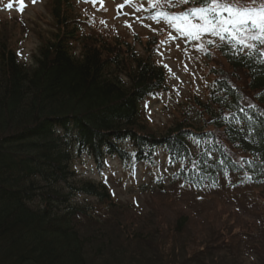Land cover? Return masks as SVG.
Returning <instances> with one entry per match:
<instances>
[{"label":"trees","instance_id":"trees-1","mask_svg":"<svg viewBox=\"0 0 264 264\" xmlns=\"http://www.w3.org/2000/svg\"><path fill=\"white\" fill-rule=\"evenodd\" d=\"M53 8L59 20L60 8ZM61 18L64 22L55 23L30 70L0 39V264H88L104 257L101 250L86 254L90 237L80 232L77 221L91 216L72 196L112 201L103 185L76 181L71 165L79 152L122 154L110 139L118 133L131 140V157L146 164L154 162L152 142H162L169 163H181L175 177L198 193L216 190L231 175L241 177L236 185H254L264 199V190L256 188L264 185V58L259 49L221 53L232 76L239 70L245 74L253 104L224 74L218 75L209 99L196 106L211 130L183 118L164 136H155L138 125L137 105L161 86L160 69L132 53L128 58L113 50L104 55L107 42L83 44L80 58L68 55L75 26ZM224 144L241 152L238 160ZM185 225L179 216L167 243L152 239L157 259L130 257L123 264H201L193 246H174ZM213 243L207 242L208 248ZM117 262L110 255L103 264ZM215 262L233 264L225 256Z\"/></svg>","mask_w":264,"mask_h":264},{"label":"rangeland","instance_id":"rangeland-1","mask_svg":"<svg viewBox=\"0 0 264 264\" xmlns=\"http://www.w3.org/2000/svg\"><path fill=\"white\" fill-rule=\"evenodd\" d=\"M67 1V14L80 22L81 34L104 39L115 49H122L119 44L128 40L126 48L139 55L149 52L151 59L163 68L164 89L143 104V123L152 132L165 133L181 115L203 124L193 106L207 101L214 75L224 74L244 94L247 104L254 103L245 89V74L239 70L232 76V69L220 56L219 45L225 42L210 34H205L201 41H191L166 21L151 19L158 10L181 13L203 6L197 0L183 5L171 0L175 5L172 7L170 0ZM219 2L239 7L264 4V0ZM153 3L160 7L154 10ZM9 4L11 8L7 7ZM52 10V0H0V39L8 41L29 70L34 67L39 46L55 31ZM208 40L214 43L209 45ZM200 43L206 50L198 46ZM74 47L79 50V45ZM224 146L239 159V150ZM157 158L151 165L106 160L100 170L92 167L87 158L75 162L77 174L105 183L112 200L97 201L85 194L72 196L75 203L86 207L91 216L87 218L92 219L77 221L80 232L90 237L86 254L95 255L96 250H101L100 256H104L95 257L88 264H103L110 255L117 258V264L130 257L155 259L152 239L167 243L179 216L185 217L186 225L183 234L175 238L174 246L179 250L184 243L193 246L191 250L201 264H214L223 256L233 264H264V199L256 195L254 185H236L241 177L228 175L216 190L195 195V190L173 177L181 164L168 163L162 153ZM256 188L264 190V185ZM207 242H214L213 247L208 248ZM191 250H187L188 256Z\"/></svg>","mask_w":264,"mask_h":264},{"label":"snow or ice","instance_id":"snow-or-ice-1","mask_svg":"<svg viewBox=\"0 0 264 264\" xmlns=\"http://www.w3.org/2000/svg\"><path fill=\"white\" fill-rule=\"evenodd\" d=\"M201 2L203 6L192 7L181 13L155 11L151 19L159 18L166 21L181 36L191 41H201L205 34H210L233 47L239 46L241 50L247 49L249 54L260 46H264V4L259 7H239L236 4L219 2V0H211V2L201 0ZM186 3H192V0H176V4L179 5ZM172 6L175 5L170 0L169 7ZM7 7L11 8L12 5L9 4ZM152 7L155 10L160 6L153 3ZM213 43V40L207 41L209 45ZM198 46L206 50L203 43ZM164 67L168 66L164 65Z\"/></svg>","mask_w":264,"mask_h":264}]
</instances>
